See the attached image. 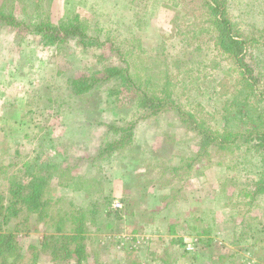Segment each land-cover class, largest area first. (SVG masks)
Wrapping results in <instances>:
<instances>
[{"label":"rangeland","instance_id":"1","mask_svg":"<svg viewBox=\"0 0 264 264\" xmlns=\"http://www.w3.org/2000/svg\"><path fill=\"white\" fill-rule=\"evenodd\" d=\"M0 7L21 21H58L69 9L94 37L89 45L44 44L23 26L0 25V190L26 164L51 157L57 167L48 196L82 209L93 202L103 209L107 199L111 209L119 198L124 206L110 217L95 213L83 264H264L255 151L244 146L192 161L199 138L174 111L146 115L133 89L114 81L81 96L70 88L74 78L129 61L152 88L167 83L215 126L238 73L214 45L202 0H0ZM228 11L264 85V0H228ZM124 121L136 122L132 142L98 159L107 125ZM17 235L26 251L19 264H75L43 250L32 263L29 245L51 231Z\"/></svg>","mask_w":264,"mask_h":264},{"label":"trees","instance_id":"2","mask_svg":"<svg viewBox=\"0 0 264 264\" xmlns=\"http://www.w3.org/2000/svg\"><path fill=\"white\" fill-rule=\"evenodd\" d=\"M202 4L210 22L215 47L233 63L238 73L229 95L224 97L217 109L219 122L215 126L197 112L184 107L167 83L162 90L152 88L150 81L144 79L129 61H124V65L106 67L101 76L93 74L74 78L70 88L73 94L81 96L106 82L114 81L119 86L129 85L133 89L137 104L146 111V115L174 111L180 123L199 138L198 150L192 161H200L213 151L229 153L247 146L257 153L260 163L259 177L252 195L263 194L264 85L248 64V41L229 14L228 0H202ZM0 25L23 26L39 36L44 44H64L76 40L79 44L89 45L94 38L89 31L90 23L69 9L58 21L49 17H31L21 21L12 10L0 7ZM135 123H109L107 142L100 146L98 159L123 151L133 140ZM56 167L51 157L45 158L42 163L36 161L32 166L26 164L24 170L9 179L6 188L0 190V264H19L26 251L20 245L18 232L40 229L51 231L52 237L43 235L38 244L29 245L28 252L35 256L32 263L38 261L41 250L52 261L75 260V264H83L88 258L86 239L95 213L102 211L106 217H110L114 210L107 207L109 199L105 200L103 209L97 202L82 209L74 207L72 203L66 204L62 198L64 196H48L47 192L56 176ZM58 176L62 178L59 184L67 186V179L61 174Z\"/></svg>","mask_w":264,"mask_h":264},{"label":"built area","instance_id":"3","mask_svg":"<svg viewBox=\"0 0 264 264\" xmlns=\"http://www.w3.org/2000/svg\"><path fill=\"white\" fill-rule=\"evenodd\" d=\"M123 202L119 198L111 200V209L114 211H119L123 207ZM191 248V247H190ZM246 264H255L254 262H249Z\"/></svg>","mask_w":264,"mask_h":264}]
</instances>
